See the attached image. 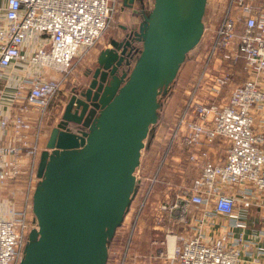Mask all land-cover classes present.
<instances>
[{
	"label": "built area",
	"instance_id": "1",
	"mask_svg": "<svg viewBox=\"0 0 264 264\" xmlns=\"http://www.w3.org/2000/svg\"><path fill=\"white\" fill-rule=\"evenodd\" d=\"M120 1L7 0L8 25L0 29V84L4 69L13 61L39 64L62 76L48 80L36 76L20 84L17 96L29 87L23 111L40 113L35 144L28 146L27 132L33 129L29 118L14 116V139L22 143L5 144L0 136V183L15 181L23 173V150L28 147L33 158L31 194L38 181V139L47 109L113 26ZM35 35L42 36L45 43L31 55L23 53V43ZM208 39L205 63L179 108L166 152L149 179L137 216L163 164L181 142L187 161L199 173L189 182L171 183L169 191L177 193L166 195L165 203L156 207L161 219L168 222L165 239L156 242L160 245L158 257L164 264H242L246 253L251 264H264V0H224L219 22ZM239 75L243 80L236 82ZM7 125L2 121L3 127ZM220 144L225 147L218 156L215 151ZM135 175L138 192L144 181L137 172ZM202 207L210 210L203 209L202 216L191 224L188 214ZM28 209L27 203L21 210H11L12 217L0 218V264L21 263L29 233L38 228L35 217H28ZM213 214L226 217L228 225L208 238L207 218ZM246 230L251 231L250 238H246Z\"/></svg>",
	"mask_w": 264,
	"mask_h": 264
},
{
	"label": "water",
	"instance_id": "2",
	"mask_svg": "<svg viewBox=\"0 0 264 264\" xmlns=\"http://www.w3.org/2000/svg\"><path fill=\"white\" fill-rule=\"evenodd\" d=\"M153 1L146 12L148 0H123L133 23L70 88L40 154L32 200L38 228L20 264H107L137 193L135 172L160 97L205 29L208 0Z\"/></svg>",
	"mask_w": 264,
	"mask_h": 264
},
{
	"label": "rangeland",
	"instance_id": "3",
	"mask_svg": "<svg viewBox=\"0 0 264 264\" xmlns=\"http://www.w3.org/2000/svg\"><path fill=\"white\" fill-rule=\"evenodd\" d=\"M208 2L204 15V25L206 29L200 43L187 54L186 60L181 65L178 75L174 83L171 85L168 94L160 97L162 106L159 110V119L154 126L152 133L145 141V147L142 150L141 155V163L136 170L144 183L141 184L142 186L140 187V190L138 188V192L131 204L130 211L126 215L123 224L117 229L109 244L107 264H164V262L158 257L160 245L156 242H161L165 239L168 230V222H166L165 219H161L162 214L156 209V207L165 203L166 195L169 194L170 196H174L177 193L174 190L167 191V181L172 180L178 182L182 179L176 172L172 174L169 171L174 163V160L171 159L170 161V157L167 162H165V165L160 172L159 179L153 186L149 199L144 205L139 217L137 216V211L140 205L145 202L147 188L150 183L149 179L155 174L158 165L162 161V157L166 152V145L171 136L172 127L176 122L179 108L183 104V100L193 82L194 76L205 63L204 59L207 55H205V53L209 43L208 38L209 36L211 37L213 30L219 22L220 11L224 0H208ZM153 3L154 1L151 2L148 11L153 8ZM120 8L121 6L119 7L116 17L119 15ZM109 30L111 31L108 32H114L113 26ZM211 67H213V64ZM73 78L74 74L67 79V82L63 87L64 90L69 88ZM240 80H243L241 75L238 76L236 82H239ZM59 100L60 97L55 98L47 109L42 126L43 134L49 126L48 120L51 118V123L56 121V117H53L60 111ZM61 112L62 109L60 114ZM43 144L44 136H42L39 146L41 147ZM183 176V179L189 182L193 178V172L188 171V173L183 174ZM35 181L34 178L33 182ZM15 182V188L20 189L21 187H24L26 176L22 174L19 175ZM37 182L38 181L34 183V188L31 190V194H28L26 191L23 194L17 193V202L19 203V201H21L22 208H24L27 203L29 204L28 217L30 219L34 217L32 200ZM180 193L181 196L184 194L183 189H181Z\"/></svg>",
	"mask_w": 264,
	"mask_h": 264
},
{
	"label": "crops",
	"instance_id": "4",
	"mask_svg": "<svg viewBox=\"0 0 264 264\" xmlns=\"http://www.w3.org/2000/svg\"><path fill=\"white\" fill-rule=\"evenodd\" d=\"M6 11H7V0H0V29L6 28L8 25V19L6 17ZM129 13L128 10H121L118 17H115V23L113 25L114 32H108L101 40L100 42L92 48L88 56L76 67L74 71V78L71 81L69 88L67 90H63L62 95L60 96V111L63 110V107L66 104V101L70 95V88L75 85L82 75L84 74L85 70L91 66L97 59L98 55L100 54V51L104 47L110 46V39L112 37H118L121 38L124 36V32L122 30L123 25H129L133 23L132 20L129 19ZM137 22L138 20L135 19ZM118 22V23H117ZM111 31V30H109ZM45 43V39L42 36L35 35L31 38H27L25 42L22 45V52L31 55L33 54L41 45ZM72 74V75H73ZM36 76H40L44 80L48 79H56L60 78L61 74L58 73L55 70L52 69H43L42 66L39 64H33V63H23L19 61H13L9 66H7L4 69L2 81L0 84V136L3 138V142L5 144H14L18 143L19 145L22 143L21 141L16 142L14 139V129L11 126V121L14 118V116L21 114L29 118V120L33 124V129L31 131L27 132L28 135V146H33L35 144V138H34V129L37 126V120L40 115V113L36 110L26 112L23 111V105L26 104L25 102V96H27L29 92V87H27L24 92H22V96H17L18 88L20 84L29 79L34 78ZM186 98V97H185ZM185 100V99H184ZM183 100V101H184ZM59 113H57L53 118L56 117V122L59 118ZM61 115V114H60ZM6 120L8 122V125L3 127L2 121ZM51 118L48 120V127L44 131V134L41 133L39 139H38V153H37V159H36V165L35 170L37 173V167L40 160V154L42 150L46 148V144L48 141V138L50 136V132L55 124V121L53 123L50 122ZM44 136V144L40 147L39 142ZM219 149L217 147L216 154L219 156L223 153V147L225 145L220 144ZM24 153L22 156V175L26 176V182L25 186L19 188H15L16 182L15 181H9L6 183H0V218H10L12 217L11 210H21V201L19 203L17 202V193L23 194L25 191L28 193L29 183L30 179L33 177L31 176V169L33 168V158L29 154V148H24ZM174 160L173 166L169 169V171L173 173H177L182 179L183 175L181 174L182 171H185V174L189 172H193V177H195L199 173L198 168H194L193 164L187 161V154L185 149L182 146L181 142H177L176 146L174 148V151L171 153V156L169 155L168 158ZM168 158L165 162H167ZM165 163L163 164V166ZM163 168V167H162ZM37 177V176H36ZM181 180L178 182H174L172 180H168L167 182V191H169L168 187L171 183H180ZM203 209H209V208H200L196 210H191V214H188V220L191 222V224L194 223L196 216H202ZM228 225V219L224 216H221L219 214H213L212 217L207 218V228L206 233L208 235V238L213 237L214 235H217L219 232H223L226 229V226ZM239 230L235 229L234 233L237 235ZM212 233V236L210 235ZM246 238L251 237V231L246 230L245 231ZM250 256H247L246 253L242 254V264H251L250 263Z\"/></svg>",
	"mask_w": 264,
	"mask_h": 264
},
{
	"label": "flooded vegetation",
	"instance_id": "5",
	"mask_svg": "<svg viewBox=\"0 0 264 264\" xmlns=\"http://www.w3.org/2000/svg\"><path fill=\"white\" fill-rule=\"evenodd\" d=\"M153 0H148V2L146 3V6H145V11L147 12L148 11V9L150 8V6H151V2H152ZM120 6H121V10H123V11H125V10H129L130 11V13H129V19L130 20H133L132 19V17H133V15H134V12L131 10V9H128V8H124L123 7V0H121L120 1ZM138 9V8H137ZM140 10V9H139ZM139 17L142 19V14L141 13H139ZM139 18V19H140ZM130 25V24H129ZM128 24L127 25H123L122 26V30H123V27L124 26H129ZM124 32V31H123ZM124 34H125V32H124ZM137 47H139V48H141L142 47V44L141 43H137Z\"/></svg>",
	"mask_w": 264,
	"mask_h": 264
},
{
	"label": "trees",
	"instance_id": "6",
	"mask_svg": "<svg viewBox=\"0 0 264 264\" xmlns=\"http://www.w3.org/2000/svg\"><path fill=\"white\" fill-rule=\"evenodd\" d=\"M183 103H184V101H183ZM182 106V105H181Z\"/></svg>",
	"mask_w": 264,
	"mask_h": 264
}]
</instances>
